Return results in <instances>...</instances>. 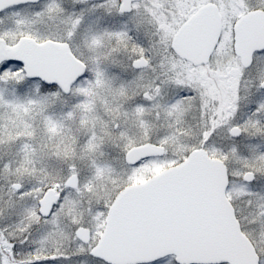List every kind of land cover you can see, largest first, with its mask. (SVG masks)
Returning <instances> with one entry per match:
<instances>
[{
  "label": "snow or ice",
  "instance_id": "snow-or-ice-1",
  "mask_svg": "<svg viewBox=\"0 0 264 264\" xmlns=\"http://www.w3.org/2000/svg\"><path fill=\"white\" fill-rule=\"evenodd\" d=\"M0 264H264V0H0Z\"/></svg>",
  "mask_w": 264,
  "mask_h": 264
}]
</instances>
